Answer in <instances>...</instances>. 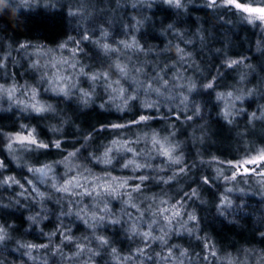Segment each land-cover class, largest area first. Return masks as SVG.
<instances>
[{"label": "trees", "instance_id": "16d2710c", "mask_svg": "<svg viewBox=\"0 0 264 264\" xmlns=\"http://www.w3.org/2000/svg\"><path fill=\"white\" fill-rule=\"evenodd\" d=\"M131 1L119 0L118 2V0H110L109 6H120L125 10L120 11L121 15L115 21L117 22L116 25H109L111 23V19L109 18H106L104 22L100 21L99 24H105L103 27L108 28L109 32L111 30L114 33H111L109 42L121 48L119 54L104 56L103 53L97 51L94 44L81 42V47L87 51L88 55H81L79 59L87 66V70H107L112 80L118 79L120 77L114 71V62L119 57L122 62L129 63L130 67H144L145 73L142 78L147 79L161 72L162 66L168 64V67L163 69V72L166 74L165 78L169 79L170 82H173V72L183 76L185 81L188 78H193L198 84H203L207 82V78L216 76L215 91L227 92L231 90L234 92V95L239 94L240 89L247 91L254 88L255 81L258 79L255 86L258 87L261 94L255 95L243 102H236L237 109L244 108L248 112L257 111L258 113V106L264 105V86H262V82H264V67H262L264 55L256 51V42L264 40V34H262L264 30L240 19L241 14L239 12L235 15L229 12L224 19L225 21L230 20L231 23H225L217 19L216 13L208 9L203 0H194V3L189 6L188 12L180 16L175 15V10L170 9L167 5L159 3V0H157L152 8H148L146 4H141V2H135L138 6L134 8ZM73 2L75 0H62V3L65 5ZM240 2L259 4L264 2V0H240ZM19 5L20 1L18 0H0V15H2L0 16V43L3 45L0 46V55H3L8 50L6 47L8 43L15 44L16 41L22 43L26 40H31L33 43H44L47 46L55 47L57 43L65 40L66 35H73L79 39V33L85 28L95 31L97 36L99 35L100 28H95L98 24L93 25L89 21L81 24L78 17L73 18L67 15L66 8L49 10L44 9L41 5L36 8L26 9ZM112 8L114 9V7ZM6 9L10 11L6 12ZM146 17L148 19L145 20ZM136 19L145 20L139 32H136L133 27L136 25ZM168 23L177 24L185 35L179 37L175 32L168 31L166 29ZM125 25L128 27H125ZM197 27H201L205 31L206 38L203 43L195 32ZM161 29H164L163 33ZM131 35H136L145 49H153L154 52H137L131 49H123L118 44V41L124 39L130 40ZM189 39L193 41L191 45L185 43ZM177 44L184 47L187 52L192 53L187 64L179 60L176 53ZM217 48L221 49L220 53L216 52ZM224 54L237 59L240 56L246 57L245 63L254 65V72L257 74L249 77V80L240 81L239 76L241 74H245L247 78L252 70L246 68L245 64H240L234 69L224 67ZM11 56L12 61L8 62V66L14 68V73L8 77L0 73V83L9 86L12 81V83L15 82L17 84L18 88L23 87V85H27L29 88L35 86L40 89L39 99L42 102L52 104L56 111L46 113L43 116L31 111H23V105L17 106L13 101H9L4 96L0 98V130L4 132L19 131L20 124H28L30 127H35L40 138L48 142L49 139L58 138L51 131L52 126L62 127L63 134L67 137L68 141L64 144V147L71 150L73 141L79 139L85 131L91 130L93 126L98 127L99 122L125 123L128 119H131V114L123 115L114 109L105 110L98 107L106 99L105 93L102 90L104 87L103 81L95 85V103L84 107L81 104L80 94L76 89H71V94L68 98L51 91H45V89L49 88L46 82L47 78L40 79L43 76L42 73L29 68V57L18 50H12ZM31 59H37V57L32 55ZM66 75H72L76 78L78 69L75 72L67 69ZM79 80L78 87L91 90L90 81H87L83 76H79ZM24 91L30 92L27 89H24ZM179 91L181 89L176 88L173 94L175 95ZM16 98L22 100L19 92ZM192 99L201 106V115L198 118L194 117L192 121H185L181 118L180 122H176L177 135L175 139L181 142V147L188 164L196 165L190 173L196 179V182L193 183L188 180L187 176L179 178L177 183L170 185L150 179L147 182L143 195L133 193V202L140 204L141 210L144 212L143 217H140V212L131 206H124L122 201L113 200L111 201L112 212L116 217L121 218V223L112 225L105 221L93 231L75 213L87 204L88 211H99L103 215L104 213L101 211L102 204L94 207L91 200L86 197H69L63 193H56L51 189L50 185L37 181L39 189L49 193V198L45 200L43 205L40 204L38 197L36 200L31 199L28 193L31 192L32 195H35V192H32V189L28 185H25V188L28 189L25 194L26 198L19 196V192L21 191L19 187L5 188L0 186V202L9 204L10 202L14 203V199L20 200V204L17 206L0 209V223L6 221L9 225L14 224L16 230L12 232V236L17 240L33 243H49L47 233L57 231L58 229L62 231L60 226H66L71 230L69 234L74 235L77 243H85L88 247L103 252V255L97 259V264H118L116 260L111 258L110 247L117 248L121 257L128 256L130 253L134 256L137 255L134 249L143 247L144 244L140 236H132L127 232L129 225L132 222H138L141 227L147 230V224L153 218L151 215L153 210L157 207H171V204L175 203L180 197L181 189L187 191L190 187H197L199 185V177L201 175H209L211 178L214 175L215 166L207 162L209 160V153L218 155L221 159L225 157L229 159L238 158V150L243 148L241 137L237 135V132L248 128L247 115L241 113L234 117L233 125H228L220 115L223 103L216 101L213 91H201L199 94L194 95ZM228 99L231 100V98ZM176 102L178 101H173V104L168 106H174ZM162 103L164 102L162 101ZM9 105H11L10 110ZM158 115H164V113L161 112ZM188 115H193L191 105L189 106ZM66 119L69 120V123L63 124L62 121ZM73 122L79 126L78 129L73 128ZM166 123L167 121L157 120L152 124V127L160 130ZM201 125H203V128H201ZM256 129L257 134H259L261 130H264V124L257 121ZM133 131H139V129H133ZM202 132L207 133L203 144L198 139ZM112 135V130L96 135L92 150H95L98 145L107 143ZM3 144L4 140L0 139V148L3 147ZM17 154L22 156L21 163L23 164V154ZM4 155L5 153L0 151V157ZM84 155L86 156L87 154L85 153ZM201 155L205 160L203 164L199 160ZM60 158V152L54 148L40 150L36 156L27 157L30 163H34L36 160L55 161ZM77 163H83L85 166L93 168L97 175L101 174V167L89 164L83 158L77 161ZM155 163L159 164L161 161L158 159ZM8 164V171L5 172V175H15L18 179L22 177L33 179V176L26 169L17 167L11 160L8 161ZM221 167L224 169L225 174H229L227 165H221ZM58 171L62 172L63 169L59 168ZM73 174H75V169L73 170ZM114 174L128 175L129 173L121 172L117 169ZM155 175V173L152 174V176ZM259 180L260 177L258 176L252 178L244 177V179L238 180L234 185L220 180L216 181L214 189L201 185L198 187V190L201 200L206 201V203L201 204L198 200L192 199L186 201L185 204L188 212L195 210L200 218L199 235L207 236L210 243L214 242L216 245L214 250H219L221 255L225 253H230L233 256L239 255L240 260L245 261V257L240 255L238 250L253 249V252L247 257L246 264H256V256L259 255L257 250L264 249V243H261L259 237L255 235L259 230H264L262 229V222H264V196L258 194L264 192V188L258 183ZM21 182L23 183L24 179ZM81 182L88 186V181ZM233 186L245 188L246 194L243 195L242 199L247 211L235 212L232 209H228L226 215H221L217 209L218 200L216 193L224 192L225 188ZM152 195L156 196V200L148 198ZM230 195L237 203L241 202L239 199L240 193H232ZM69 199L72 201L71 205L68 204ZM78 199L79 203H77ZM161 199L167 201V203L161 205ZM149 204L152 206L151 209L148 208ZM70 206L72 207L73 214L60 216V212H67ZM122 208L124 211H121ZM37 212L41 216H47L48 219L41 221L39 225H32L29 228L27 217L35 215ZM84 218L87 219L88 217L85 216ZM155 218L159 223L153 225V231L158 235L159 227L163 226L165 222L160 215ZM183 219L186 220L187 216H183ZM173 224L178 227L176 220L173 221ZM189 226L193 225L189 224ZM97 235L106 236L110 241V245L100 249L96 240ZM85 237H87V240L84 239ZM62 240L63 237L58 232L57 237H53L50 243L51 245H55ZM170 241L173 244L189 247L190 251H194L195 253L206 254L202 251V242L194 236H188L187 234L174 235L170 237ZM16 247L17 245L10 241L6 251L0 250V264H31V262L26 261L20 252L15 250ZM61 250L65 253L66 257L69 253L74 252L75 248L74 245L64 242ZM157 252L161 253V255H166L158 244L152 243L151 247L147 249V255L151 256L152 260H148L146 257H140V259L144 261V264H163L159 260V257L155 256ZM34 254L41 257L36 264H43L44 260H47L48 264H78L76 260L69 261L59 255H53L51 249L47 250V254L39 250ZM89 255L90 253L86 249L79 258L80 261H86ZM193 261L195 264H221L219 260H213L211 257L209 261L204 262L197 260L193 256ZM127 264H137V261L133 260L127 262ZM185 264H189V262L185 261Z\"/></svg>", "mask_w": 264, "mask_h": 264}, {"label": "snow or ice", "instance_id": "6c2138e0", "mask_svg": "<svg viewBox=\"0 0 264 264\" xmlns=\"http://www.w3.org/2000/svg\"><path fill=\"white\" fill-rule=\"evenodd\" d=\"M156 2L157 0H141V4H146L148 8H152ZM159 3L167 5L170 9L175 10V15L180 16L188 12L189 6L194 3V0H159ZM41 5L44 9L49 10L66 8L67 15L73 18L79 16L81 24H84L92 15L90 12L85 14L86 9L89 7L85 3V0H75V2L67 5L63 4L62 0H20L19 6L32 9ZM205 5L216 13L217 19L225 23H231L230 20L225 21L224 19L229 12L232 15L239 12L241 14L240 19L264 30V2L256 4L242 3L240 0H205ZM132 6L134 8L138 6L134 0ZM8 11L10 10L6 9V12ZM146 19L148 18L146 17ZM145 20L136 19V25L133 26L136 32L140 31V27L145 23ZM125 27L128 26L125 25ZM166 29L175 32L179 37L185 35L177 24L174 23H168ZM161 32L163 33L164 29H161ZM195 32L203 43L206 38L204 29L197 27ZM111 35L108 28L101 26L98 36L95 31L85 28L79 33V39L73 35H66L65 40L57 43L55 47L47 46L44 43H33L31 40H26L22 43L16 41L15 44L8 43L6 45L8 50L3 55H0V71L6 70L8 62L12 61V50L23 52L25 56L29 57L28 66L30 69L37 71L48 67L55 69L52 76H48L47 72L41 76L42 80L45 77L47 78L46 82L49 85V88L45 89V91H51L68 98L71 94V89H76L80 94L81 104L84 107L95 103V85L103 81L104 87L102 90L105 93L106 99L98 107L105 110L114 109L123 115L131 114V119H128L125 123L99 122L98 127L93 126L91 130L85 131L79 139L74 140L71 150L64 147V144L68 141L67 137L63 134L62 127L52 126L51 131L58 138L49 139L48 142L41 139L36 128L30 127L28 124H20L19 131L4 132L0 130V139L4 140L0 151L5 153L3 157H0V186L5 188L19 187L21 189L19 196L26 198L25 194L28 189L25 188V185H28L32 189V192H35V195H32L31 192L28 195L32 200H36L38 197L40 204L43 205L45 200L49 198V193L39 189L36 183L39 181L42 184L50 185L51 189L56 193H63L69 197H86L91 200L94 207L102 204L101 211H103V215L99 211H88L87 204L75 213L93 231L105 221L112 225L121 223V218L116 217L112 212L111 201L113 200L122 201L124 206H131L140 212V217H143L144 212L141 210L140 204L133 202V193L143 195L147 182L150 179L170 185L177 183L179 178L187 176L188 180L193 183L196 182V179L190 174L192 168L196 165L188 164L181 147V142L175 139L177 135L175 123L180 122L181 118L185 121H192L194 117L198 118L201 115V106L192 97L201 91L207 92L211 90L215 93L216 101L223 103L220 115L226 124L233 125L234 117L241 113H244L248 117V128L237 132L243 144V148L238 150V158L229 159L225 157L221 159L220 156L209 153V160L207 162L215 166L214 175L211 178L209 175H201L199 177V185L197 187H190L187 191L181 189L180 197L175 203L171 204V207H157L153 210L151 213L153 218L147 224V230L141 227L138 222H132L127 232L132 236H140L144 246L134 249L137 255L134 256L130 253L125 257H121L117 248L110 247L111 258L116 260L118 264H127V262L133 260L137 261V264H144V261L140 257L152 260V257L147 255V249L151 247L152 243H155L166 253V255H161L159 252L155 253V256L159 257V260L163 264H185V261H188L189 264H195L193 256L197 260L204 262L209 261L211 257L213 260H219L221 264H246L247 257L253 252V249L238 250L240 255L245 257V261H241L239 255L233 256L230 253L221 255L219 250H214L216 248L214 242L210 243L207 236L199 235L200 218L195 210L188 212L185 204L186 201L192 199L198 200L201 204L206 203V201L201 200L198 187L202 185L214 189L216 181L220 180L234 185L238 180L244 179V177L252 178L258 176L260 177L258 183L264 188V130H261L257 134L256 129L257 121L264 124V105L258 106L259 114L257 111L248 112L247 109H237L236 107V102H243L246 99L261 94L260 90L257 88H251L247 91L240 89L239 94L235 95L231 90L227 92L215 91L216 76H211L207 78V82L198 84L193 78H188L185 81V78L176 72L172 74V81L184 82L173 83L165 78L166 74L163 72V69L167 68L168 64H164L161 72H158L155 76L144 79L142 78L145 73L144 67H130L129 63L122 62L119 57L114 62V71L120 77L118 79L112 80L107 70H87V66L79 59L81 55H88L87 51L81 47V42H90L104 56H112L119 54L121 48L109 42ZM185 43L191 45L193 41L189 39ZM118 44L126 50L154 52L153 49H145L136 35H131L130 40H119ZM0 46H3L2 43H0ZM256 51L264 55V40L256 42ZM64 52H68L69 55L67 57L64 56ZM216 52L220 53L221 49L217 48ZM176 53L179 60L185 64L188 63V59L192 56L191 52H187L179 44L176 45ZM33 54L43 55L49 59L45 61L44 65H41L39 59H31ZM246 59L244 56H240L237 59L224 54L223 66L228 69H234L240 64H245L246 68L254 72L255 66L246 64ZM64 66L74 72L78 69L77 77L74 78L72 75L62 74ZM262 67H264V64H262ZM79 76H83L87 81L91 82V90L78 87L80 83ZM239 79L240 81H244L246 75L241 74ZM262 86H264V82H262ZM24 87L30 91V100L26 101L16 98L20 89L15 82L10 86L0 83V98L6 96L9 101H13L17 106L23 105V111H31L41 116L56 111L52 104L38 99L40 89L35 86L29 88V86L25 85ZM176 88L181 89V91L174 95L173 92ZM153 97L155 98L153 99ZM228 98H231V100ZM173 101L178 102L174 106L169 107L168 105H172ZM190 105L193 115H188ZM10 108L11 105H9V110ZM161 112L164 115H158ZM157 120L167 121V123L162 129L157 130L152 127V124ZM62 123L68 124L69 120L66 119ZM72 126L75 129L79 128L74 122ZM201 128H203V125H201ZM133 129H139V131H133ZM109 130L113 131V135L108 139L107 143L98 145L95 150H92L96 135L108 132ZM206 134V132H202L198 137L201 144L204 143ZM50 148H54L60 152L61 158L59 160H36L34 163L28 161L27 157L36 156L40 150H48ZM17 153L23 154V164L21 163L22 156ZM85 153L87 154L86 156L84 155ZM82 158L89 164L101 167V174L97 175L93 168L87 167L83 163H77ZM158 159L161 161L159 164L155 163ZM9 160L14 162L17 167L26 169L33 176V179H25L23 177L18 179L15 175H5V172L8 171ZM199 160L201 164L205 163L202 155L199 157ZM221 165L228 166L229 174H225ZM59 168H62L63 171L59 172ZM74 169L75 174H73ZM81 169L83 170L81 171ZM117 169L129 174H114ZM153 173L156 175L152 176ZM22 179H24L23 183L21 182ZM81 181H88V186ZM232 193L241 194L239 197L240 203L232 199L230 195ZM245 194V188H237L235 186L225 188L224 192H217V209L220 214L226 215L228 209H232L235 212L247 211L242 199ZM258 194L264 196V192ZM148 198L156 200L155 195ZM79 202L78 199L77 203ZM166 203L167 201L160 200L161 205ZM19 204V199H14V203L10 202L9 204L0 202V209H7ZM68 204H72L71 199H69ZM151 207V204H149L148 208L151 209ZM121 211H124V209L122 208ZM72 214L73 210L71 206L67 209V212H60V216ZM158 215L162 217L165 223L159 227V234L157 235L153 231V225L159 223L155 218ZM185 215L187 216L186 220L183 219ZM85 216L88 218H84ZM47 219V216H41L39 212L35 215H30L27 217L29 228L32 225H39L41 221ZM174 220H176L178 227L174 226ZM189 224L193 226H189ZM60 227L62 231L58 229L57 231L47 233L49 243H33L15 239L12 236V232L16 230L15 225H9L5 221L0 223V250L6 251L9 242L12 241L17 245L15 250L20 252L26 261L31 262V264H36L41 259L39 255L34 254L37 250L47 254V250L49 249H51L53 255H59L69 261L76 260L78 264H97V259L103 255V252L88 247L85 243H77L74 235L69 234L71 231L69 228L63 225ZM262 229H264V222H262ZM41 231L43 230L41 229ZM58 232L63 237V240L60 243L51 245L52 238L57 237ZM182 234L194 236L197 240L201 241L202 251L206 254L195 253L194 251H190L189 247L171 243L170 237ZM255 235L259 237L261 243H264V230H259ZM84 239L87 240V237ZM96 240L100 249L110 245L109 239L104 235H97ZM64 242L74 245L75 248V251L69 253L66 257L65 253L61 250ZM86 249L90 255L86 261H80L79 258ZM257 251L259 255L256 256V264H264V249ZM43 264H48V261L44 260Z\"/></svg>", "mask_w": 264, "mask_h": 264}, {"label": "rangeland", "instance_id": "374dc122", "mask_svg": "<svg viewBox=\"0 0 264 264\" xmlns=\"http://www.w3.org/2000/svg\"><path fill=\"white\" fill-rule=\"evenodd\" d=\"M18 1H20V0H18ZM129 1H131V0H129ZM203 1H205V0H203ZM131 2H133V0ZM134 2H141V0H134ZM85 3H87L89 5V7L86 9L85 14H87L89 12L92 14L91 17L87 21L92 22L93 25L98 24V26H96L95 28H100L101 26L102 27L105 26V24H101V25H99V24H100V21L104 22L106 18L111 19V23L109 25H112V26L116 25L117 22H115V21L121 15L120 11L125 10L124 8H121L120 6L111 5L112 7H114V9H113L111 6H109L110 0H85ZM78 19L80 21L79 16H78ZM110 33L114 34L111 30H110ZM63 55L67 57L69 55V53L64 52ZM33 56L37 57V59H39L41 61V65H44L45 61L47 59H49L48 57H45L43 55L33 54ZM58 67H60V65H58ZM67 69L68 68H66V66H64V69L62 70V74L66 75ZM39 71L42 73V75H44V73L47 72L48 76H52L55 72V69L48 67V68H42ZM0 73L3 76H7V77L11 76L12 73H14V68H12L11 66H8L6 70L0 71ZM256 74H257L256 72L252 73V71H251L249 73L248 77L246 78V80H249L250 79L249 77H253ZM39 77H40V74H39ZM40 79H41V77H40ZM257 80L255 81V85L257 84ZM11 84H12V81L9 84V86ZM29 84H32V83H29ZM255 85H254V88L258 89V87ZM24 86L25 85H23V87L19 88L20 91H18V92L20 93L22 100L27 101V100L31 99V94H30V92L24 91V89H26ZM39 98L40 97L38 96V99Z\"/></svg>", "mask_w": 264, "mask_h": 264}]
</instances>
